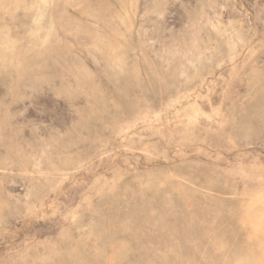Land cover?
<instances>
[{
	"label": "rangeland",
	"instance_id": "374dc122",
	"mask_svg": "<svg viewBox=\"0 0 264 264\" xmlns=\"http://www.w3.org/2000/svg\"><path fill=\"white\" fill-rule=\"evenodd\" d=\"M0 264H264V0H0Z\"/></svg>",
	"mask_w": 264,
	"mask_h": 264
}]
</instances>
